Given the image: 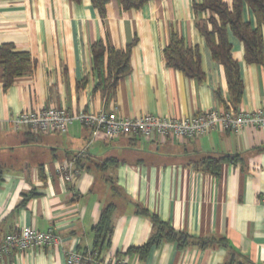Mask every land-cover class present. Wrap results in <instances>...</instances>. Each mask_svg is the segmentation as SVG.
Segmentation results:
<instances>
[{"label":"crops","instance_id":"obj_1","mask_svg":"<svg viewBox=\"0 0 264 264\" xmlns=\"http://www.w3.org/2000/svg\"><path fill=\"white\" fill-rule=\"evenodd\" d=\"M200 1L148 0L140 10L121 11L110 0L101 19L89 0H0V46L11 45L33 61L31 71L8 88L0 80V242L22 228L54 229L61 240L56 247L12 251L0 264H66L68 253L91 250V230L109 204L110 243L101 247L99 261L117 262L118 255L124 264H231L233 252L232 264H264V130L147 143L128 137L90 141L89 130L76 121L63 135L34 137L10 125L20 113L43 108L71 115L115 108L123 117L176 120L232 109L224 70L195 28L192 6ZM243 17L255 26L247 8ZM172 33L198 49L200 80L165 66L162 52ZM133 40L130 73L108 95L98 88L90 48L100 41L123 51ZM228 40L243 87L237 110L264 107V66L245 63L242 44L230 33ZM222 156L239 161L223 164L217 177L188 164ZM71 160L79 174L65 182L58 168ZM30 194L35 196L23 202ZM135 206L175 231L223 240L226 247L180 250L160 243L142 261L126 255L152 232Z\"/></svg>","mask_w":264,"mask_h":264},{"label":"trees","instance_id":"obj_2","mask_svg":"<svg viewBox=\"0 0 264 264\" xmlns=\"http://www.w3.org/2000/svg\"><path fill=\"white\" fill-rule=\"evenodd\" d=\"M70 1L76 4L80 0ZM89 1L99 17L103 19L106 5L110 0ZM115 2L121 11H136L147 4L148 0H115ZM192 8L197 16L195 28L203 38L213 62L222 66L231 108L233 111H237L236 107L241 98L243 87L239 78L238 65L231 58V45L228 34L230 33L242 44L245 63L264 66V0H230V3H225L222 0H201L200 3L193 4ZM245 8L254 18V27L250 22L244 20ZM201 15L204 16L203 19ZM134 44L135 40L126 45L123 51L109 48L100 41L91 46L93 69L100 78L98 88L106 91L108 95H111L118 82L130 73L129 58ZM162 55L167 68L180 72L188 79L200 80L202 78L198 49L196 47H186L184 41L178 35L171 34L169 44L164 48ZM32 67L33 61L27 53L16 52L11 45L0 46V80L4 89L29 73ZM104 71L106 72L105 77H103ZM27 134L34 137L28 132ZM238 161V157L222 156L220 158H202L188 164L194 170L217 177L223 164L237 163ZM1 182L2 171L0 169V184ZM34 196L33 194L26 196L23 202ZM135 207L136 214L147 218L151 222L152 232L145 244L128 249L126 255L136 254L139 260L142 261L150 249L160 243L174 244L180 250L188 247H196L200 250L218 246L226 247L223 240L193 238L184 232L175 231L147 210L139 206ZM113 209L114 206L109 204L101 210L98 223L91 230L93 238L91 250L77 253L83 264L105 263L99 261L98 253L104 243L107 245L110 243ZM229 256V260L233 262V252H230ZM122 259V256L117 255L115 260L121 262Z\"/></svg>","mask_w":264,"mask_h":264},{"label":"built area","instance_id":"obj_3","mask_svg":"<svg viewBox=\"0 0 264 264\" xmlns=\"http://www.w3.org/2000/svg\"><path fill=\"white\" fill-rule=\"evenodd\" d=\"M78 122L89 130L90 141L113 140L119 137L139 138L147 143L183 142L201 137L212 131L238 133L246 128L264 130V107L254 111L232 109L221 114L204 112L182 120L160 118L144 114L123 117L116 109L98 113L69 114L63 108H43L32 114L20 113L10 121L15 131L24 130L32 135H63L69 124ZM65 182H72L79 174L71 160L58 168ZM61 240L54 229L38 232L22 228L6 235L0 242V260L12 251L25 252L33 248L60 246ZM66 264H83L76 253L66 255ZM98 264V263H90ZM99 264H124L121 262Z\"/></svg>","mask_w":264,"mask_h":264}]
</instances>
